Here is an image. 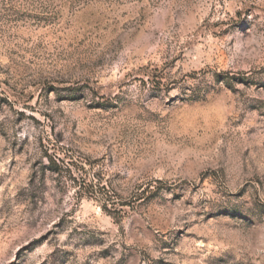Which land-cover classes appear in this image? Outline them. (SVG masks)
<instances>
[{
	"label": "rangeland",
	"instance_id": "1",
	"mask_svg": "<svg viewBox=\"0 0 264 264\" xmlns=\"http://www.w3.org/2000/svg\"><path fill=\"white\" fill-rule=\"evenodd\" d=\"M0 264H264V0H0Z\"/></svg>",
	"mask_w": 264,
	"mask_h": 264
}]
</instances>
